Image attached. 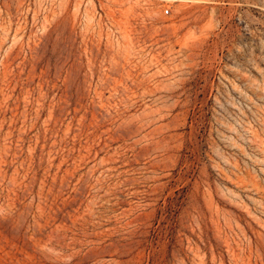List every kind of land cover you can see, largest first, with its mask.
Instances as JSON below:
<instances>
[{
    "label": "rangeland",
    "instance_id": "374dc122",
    "mask_svg": "<svg viewBox=\"0 0 264 264\" xmlns=\"http://www.w3.org/2000/svg\"><path fill=\"white\" fill-rule=\"evenodd\" d=\"M0 264H264V0H0Z\"/></svg>",
    "mask_w": 264,
    "mask_h": 264
},
{
    "label": "built area",
    "instance_id": "2783aa9c",
    "mask_svg": "<svg viewBox=\"0 0 264 264\" xmlns=\"http://www.w3.org/2000/svg\"><path fill=\"white\" fill-rule=\"evenodd\" d=\"M168 11V9H167V7H165L164 9H163V12H167Z\"/></svg>",
    "mask_w": 264,
    "mask_h": 264
}]
</instances>
